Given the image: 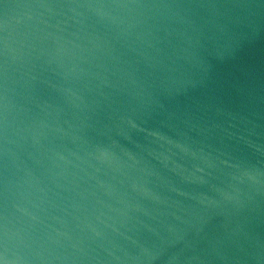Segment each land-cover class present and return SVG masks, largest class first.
<instances>
[{
    "label": "water",
    "instance_id": "obj_1",
    "mask_svg": "<svg viewBox=\"0 0 264 264\" xmlns=\"http://www.w3.org/2000/svg\"><path fill=\"white\" fill-rule=\"evenodd\" d=\"M0 264H264V0H0Z\"/></svg>",
    "mask_w": 264,
    "mask_h": 264
}]
</instances>
